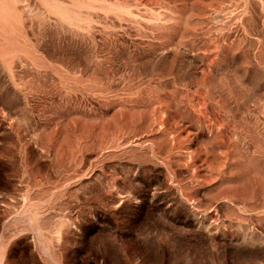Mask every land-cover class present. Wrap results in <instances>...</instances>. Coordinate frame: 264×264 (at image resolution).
I'll use <instances>...</instances> for the list:
<instances>
[{"label": "rangeland", "instance_id": "obj_1", "mask_svg": "<svg viewBox=\"0 0 264 264\" xmlns=\"http://www.w3.org/2000/svg\"><path fill=\"white\" fill-rule=\"evenodd\" d=\"M0 264H264V0H0Z\"/></svg>", "mask_w": 264, "mask_h": 264}]
</instances>
